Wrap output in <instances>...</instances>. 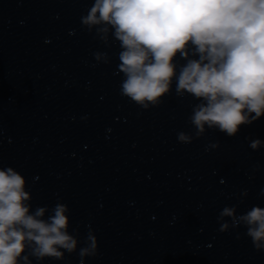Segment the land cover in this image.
I'll return each instance as SVG.
<instances>
[{"label":"clouds","instance_id":"1","mask_svg":"<svg viewBox=\"0 0 264 264\" xmlns=\"http://www.w3.org/2000/svg\"><path fill=\"white\" fill-rule=\"evenodd\" d=\"M81 22L89 30L96 27L105 40L111 26L122 49L121 93L131 101L155 106L169 93L174 76L178 96L187 92L200 98L190 117L197 136L205 125L232 136L238 126L264 116V0H95ZM178 52L186 63L177 76L173 58ZM190 52L198 58L190 59ZM178 140L190 143L191 137L180 132ZM260 144L256 140L251 147ZM24 186L13 168L0 169V264H18L27 241L37 261L77 253L78 240L67 231V206L57 203L44 219L46 207L30 212L25 204ZM235 211L225 207L218 219L242 223L254 247L264 249V209L255 206L238 218ZM227 228L224 223L220 230ZM87 239L88 246L78 251L80 264L95 254V237ZM23 260L28 264L27 256Z\"/></svg>","mask_w":264,"mask_h":264}]
</instances>
